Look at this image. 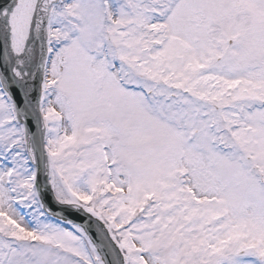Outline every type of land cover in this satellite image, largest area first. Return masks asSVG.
Listing matches in <instances>:
<instances>
[{
    "label": "snow or ice",
    "instance_id": "6c2138e0",
    "mask_svg": "<svg viewBox=\"0 0 264 264\" xmlns=\"http://www.w3.org/2000/svg\"><path fill=\"white\" fill-rule=\"evenodd\" d=\"M0 264H264V0H0Z\"/></svg>",
    "mask_w": 264,
    "mask_h": 264
}]
</instances>
